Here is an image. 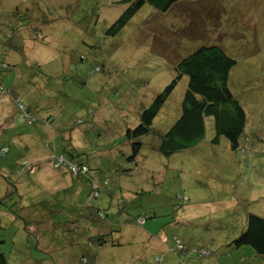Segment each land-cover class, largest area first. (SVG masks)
<instances>
[{
  "label": "rangeland",
  "instance_id": "obj_1",
  "mask_svg": "<svg viewBox=\"0 0 264 264\" xmlns=\"http://www.w3.org/2000/svg\"><path fill=\"white\" fill-rule=\"evenodd\" d=\"M127 7L0 0V62L9 67L0 71V252L7 264H264L247 246H227L248 213L264 217V0H179L166 13L145 2L107 36ZM210 45L236 61L228 86L247 117L240 149L213 142L208 117L196 146L164 157L148 134L127 159L126 129L178 76L177 63ZM187 83L182 76L153 130L178 119ZM51 153L86 163L97 199L87 177L54 168ZM96 207L105 218L94 226ZM101 232L111 234L105 244H87Z\"/></svg>",
  "mask_w": 264,
  "mask_h": 264
},
{
  "label": "trees",
  "instance_id": "obj_2",
  "mask_svg": "<svg viewBox=\"0 0 264 264\" xmlns=\"http://www.w3.org/2000/svg\"><path fill=\"white\" fill-rule=\"evenodd\" d=\"M178 1L179 0H122L128 7L110 25L105 31V34L107 36L118 34L145 2L149 3L159 12L166 13ZM235 65L236 61L230 58L226 52L217 45L201 46L189 55L183 57L177 63V70L179 71L178 76L153 98L148 107L141 110L139 123L133 128H127L122 136V142L130 145L131 152L130 155L127 156V159H136L142 149V143L138 139L148 134L157 136L160 139V143L156 147V150L164 157H170L179 151L196 146L204 139L205 118L208 117L213 118L214 122L215 137L213 142L217 143L219 137H225L229 143L230 150L232 152H237L240 149V141L244 135L247 117L245 110L235 99L228 86L230 71ZM8 68L9 67L4 62H0V71ZM96 70L99 71V68ZM182 76L188 77V83L181 103V114L165 133L156 132L151 128L152 122ZM18 103L19 102H17V104ZM18 108L21 111L25 110L20 103L18 104ZM24 116L29 124L33 123V118L26 113ZM53 120L54 119H51V121ZM3 149L5 148L0 149V156H4L1 154ZM70 157L72 158L73 156L70 155ZM58 158L62 159L59 164L57 163ZM49 161L56 169L62 166L66 167L69 173L75 178L86 176L89 182L90 196H92L93 199H97L99 196L98 187L93 181V176H90L91 168L86 163L77 162L75 160L72 161L71 159L68 160L64 154L57 155L54 153H51ZM56 164H58V166H56ZM73 168L76 172H74ZM96 175L98 177L99 174L95 172V176ZM102 176L103 175L97 179L100 184L105 185L108 182L107 179H104ZM179 199L183 200V202L186 201V198ZM50 213L51 211L46 210L45 214L48 215ZM97 218H105L103 210L99 207H96L95 210L90 213V223L95 226ZM231 218H233V215L230 216V219ZM44 219L46 218L43 217L40 221L43 222L45 221ZM139 220H142V223H138L143 225L147 218H141ZM83 221H85V219ZM109 235L111 234L102 232L90 235L87 239V244L90 243L98 246L105 244ZM2 242L3 241L0 240V245ZM176 245L177 247L175 246V248L179 250L184 248L183 242L180 239H177ZM227 246H230L232 249H239L243 246H247L251 248L256 255L264 256V217L256 213H248L245 217L240 234L237 238L230 241ZM200 250L194 248L192 252L199 255L200 253L198 252ZM205 250L208 251L207 249ZM208 255H210L209 251ZM7 262L8 259L6 255L0 252V264H7Z\"/></svg>",
  "mask_w": 264,
  "mask_h": 264
},
{
  "label": "built area",
  "instance_id": "obj_3",
  "mask_svg": "<svg viewBox=\"0 0 264 264\" xmlns=\"http://www.w3.org/2000/svg\"><path fill=\"white\" fill-rule=\"evenodd\" d=\"M6 151H7L6 149H3V150L1 151V154H2V155H5ZM61 161H62V159H61V158H58V162H57V163L59 164ZM58 164H56V166H58ZM73 170H74V172H76V170H75L74 168H73ZM178 244H179V243H178ZM200 252H201L202 255H208V251H206V250H204V249H202Z\"/></svg>",
  "mask_w": 264,
  "mask_h": 264
}]
</instances>
